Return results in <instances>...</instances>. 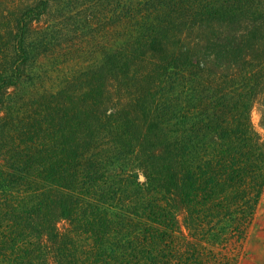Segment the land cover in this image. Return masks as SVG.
Masks as SVG:
<instances>
[{
	"label": "trees",
	"instance_id": "trees-1",
	"mask_svg": "<svg viewBox=\"0 0 264 264\" xmlns=\"http://www.w3.org/2000/svg\"><path fill=\"white\" fill-rule=\"evenodd\" d=\"M49 1L16 20L0 112ZM101 3L117 28L91 62L0 120V264H229L201 245L242 241L264 188V0Z\"/></svg>",
	"mask_w": 264,
	"mask_h": 264
},
{
	"label": "rangeland",
	"instance_id": "rangeland-1",
	"mask_svg": "<svg viewBox=\"0 0 264 264\" xmlns=\"http://www.w3.org/2000/svg\"><path fill=\"white\" fill-rule=\"evenodd\" d=\"M101 2L50 0L48 11L38 18L34 17L27 25L25 44L34 58L27 64L18 90L9 89V98H6L5 107L0 112L2 124L7 121L12 123L15 116H24L25 109L20 104L28 102V97L39 96L44 91L54 92L74 71L91 62L92 53L104 46L108 35L114 34L117 26L106 23L110 19L112 5ZM34 3L35 0H0V59L3 63H7L12 55L17 18ZM10 31L13 32L10 34ZM45 37L50 44L45 45ZM250 118L254 131L259 137H264V90L255 98ZM16 144L23 142L16 140ZM142 174L139 171L140 181L144 180ZM177 207L181 230L177 236L182 239L187 234L183 226L184 211L181 206ZM56 227L62 233L68 224L59 220ZM47 245L52 257V247ZM201 247L205 252L202 256L204 261L206 257L215 256L220 261L228 260L229 264H264V188L242 241L231 240L223 246L203 242ZM176 255L185 254L180 249ZM50 264H55L52 259Z\"/></svg>",
	"mask_w": 264,
	"mask_h": 264
},
{
	"label": "water",
	"instance_id": "water-1",
	"mask_svg": "<svg viewBox=\"0 0 264 264\" xmlns=\"http://www.w3.org/2000/svg\"><path fill=\"white\" fill-rule=\"evenodd\" d=\"M139 178H140V179H142V177H141V176H140Z\"/></svg>",
	"mask_w": 264,
	"mask_h": 264
}]
</instances>
